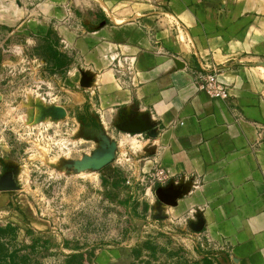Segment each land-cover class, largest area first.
Instances as JSON below:
<instances>
[{
    "label": "crops",
    "instance_id": "1",
    "mask_svg": "<svg viewBox=\"0 0 264 264\" xmlns=\"http://www.w3.org/2000/svg\"><path fill=\"white\" fill-rule=\"evenodd\" d=\"M15 40L72 59L67 105L98 116L111 159H137L175 237L264 264V0H0V49ZM201 64L221 69L228 100L198 89ZM159 168L168 183H151Z\"/></svg>",
    "mask_w": 264,
    "mask_h": 264
},
{
    "label": "rangeland",
    "instance_id": "2",
    "mask_svg": "<svg viewBox=\"0 0 264 264\" xmlns=\"http://www.w3.org/2000/svg\"><path fill=\"white\" fill-rule=\"evenodd\" d=\"M71 66L50 40L0 49V264H220L155 217L137 159L81 126Z\"/></svg>",
    "mask_w": 264,
    "mask_h": 264
},
{
    "label": "built area",
    "instance_id": "3",
    "mask_svg": "<svg viewBox=\"0 0 264 264\" xmlns=\"http://www.w3.org/2000/svg\"><path fill=\"white\" fill-rule=\"evenodd\" d=\"M178 27L185 30L181 23ZM221 69L218 66L200 65V72L196 75V84L200 91L216 100H228L229 88L220 80ZM152 184H166L169 182V174L164 169H157L151 174Z\"/></svg>",
    "mask_w": 264,
    "mask_h": 264
},
{
    "label": "trees",
    "instance_id": "4",
    "mask_svg": "<svg viewBox=\"0 0 264 264\" xmlns=\"http://www.w3.org/2000/svg\"><path fill=\"white\" fill-rule=\"evenodd\" d=\"M78 120L81 123V126L83 128H91L92 130L90 131L89 135L90 137H100L101 136V130L102 126L100 125L99 121L93 117V115L89 112V109H86V112L81 113L78 116ZM93 130L97 131V134L93 133Z\"/></svg>",
    "mask_w": 264,
    "mask_h": 264
},
{
    "label": "water",
    "instance_id": "5",
    "mask_svg": "<svg viewBox=\"0 0 264 264\" xmlns=\"http://www.w3.org/2000/svg\"><path fill=\"white\" fill-rule=\"evenodd\" d=\"M110 151H111V150H110ZM111 155H112V153L110 152L109 159H111Z\"/></svg>",
    "mask_w": 264,
    "mask_h": 264
}]
</instances>
